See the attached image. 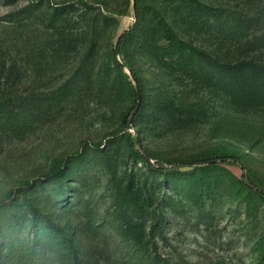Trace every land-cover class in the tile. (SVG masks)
Instances as JSON below:
<instances>
[{
  "label": "rangeland",
  "instance_id": "1",
  "mask_svg": "<svg viewBox=\"0 0 264 264\" xmlns=\"http://www.w3.org/2000/svg\"><path fill=\"white\" fill-rule=\"evenodd\" d=\"M28 3L1 237L19 224L50 264H264V0H0V18Z\"/></svg>",
  "mask_w": 264,
  "mask_h": 264
},
{
  "label": "trees",
  "instance_id": "2",
  "mask_svg": "<svg viewBox=\"0 0 264 264\" xmlns=\"http://www.w3.org/2000/svg\"><path fill=\"white\" fill-rule=\"evenodd\" d=\"M41 9L42 5L28 3L20 9L6 12L0 18V131L2 132L14 131L16 129L14 122L17 121L19 124L21 123L20 119L24 117V115L19 117L15 116V113L8 111V109L13 108L12 105H16L18 101L19 96H17V91H19L23 78L25 79L26 77L29 60L31 59L29 51H26L27 45L25 39L19 44L14 32L19 27H27L28 23L36 18L37 13L40 12ZM65 13L67 12L63 7L59 6L54 8L49 20L46 22L47 27L52 29L56 28V22L59 21ZM131 32L132 28L118 37L116 48L119 49L124 45ZM58 35H60V39L57 37L56 41L53 43L54 49H58L64 43L68 44V41L71 40H66L67 35H65L63 31L59 32L58 30ZM18 55L22 56L23 62H20ZM116 63L119 65V62L116 61ZM137 114L138 112L135 113L132 118ZM123 122L126 126L130 123L128 122L127 116L123 118ZM21 126L23 125L21 124ZM220 159L221 161L233 159L235 162L241 163L240 156L235 155H225ZM143 161L150 167H153L147 158L143 157ZM177 163L181 167L192 164V162L188 161H180ZM199 163H206L208 166H211L215 165L217 161L204 159ZM61 173L62 171L59 170L58 175L60 176ZM243 183L246 184V181H243ZM247 185L253 189L255 195L264 198V189L252 184ZM12 211V204L5 202L0 203V218L4 215H8ZM18 226L19 224L11 225L9 227L10 234L7 237H1L0 233V264H50L49 260L45 258L39 250L40 246H42L41 240H37L34 237L25 238L20 230H12L13 227ZM13 242H15V248L13 251H10ZM56 244L61 245L62 242H57Z\"/></svg>",
  "mask_w": 264,
  "mask_h": 264
}]
</instances>
